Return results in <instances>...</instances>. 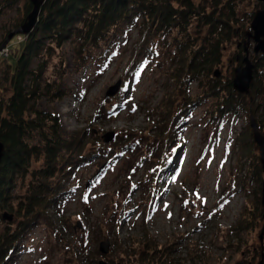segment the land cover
Segmentation results:
<instances>
[{
  "label": "rangeland",
  "instance_id": "rangeland-1",
  "mask_svg": "<svg viewBox=\"0 0 264 264\" xmlns=\"http://www.w3.org/2000/svg\"><path fill=\"white\" fill-rule=\"evenodd\" d=\"M191 1L202 16L194 18L185 36L175 30L168 37L156 38L154 56L145 58L135 71L138 25L118 26L104 40L82 50L80 42L72 38L50 50L51 57L46 54L36 60L34 67L45 63L46 69L41 83L44 90L34 102L35 109L56 115L64 139L79 133L85 156L78 168L59 166L53 180L63 187L57 208L24 235L6 264H98L102 259L107 264L260 263L264 254V236L260 240L264 171L258 146L246 159L236 141L249 127L250 114L241 111L216 119L212 111L217 100L209 96V85L211 79H233L238 58L245 55L246 33L264 2ZM25 2L0 0V42L23 16ZM228 9L234 13L229 23L235 31L222 25L216 29L222 39L221 64L209 77L203 73L197 81L172 79L180 43L198 49L215 41L204 17H226ZM14 41L6 46L9 56L0 59V71L15 63L22 44ZM254 45H250V58L255 65ZM216 71L218 77L213 74ZM117 82L119 90L107 98V91ZM185 90L189 100L184 98ZM168 98L178 110L185 101L195 108L180 130V145L173 158L167 163L156 157L149 165L143 159L154 155L151 150L158 146L159 104ZM66 101L69 112L63 114L58 107ZM255 116L260 117L261 111ZM109 132H115V137L106 143L103 136ZM30 141L38 145L39 135L34 134ZM31 165V171L39 169L44 160L38 157ZM30 181L28 175L17 178L12 210L0 211V235L18 224L15 212ZM4 211L13 213L14 220H4ZM243 214H248L250 225L241 229ZM146 233L158 245L155 252L145 250L150 244ZM104 240L111 244L108 254L99 250Z\"/></svg>",
  "mask_w": 264,
  "mask_h": 264
},
{
  "label": "trees",
  "instance_id": "trees-1",
  "mask_svg": "<svg viewBox=\"0 0 264 264\" xmlns=\"http://www.w3.org/2000/svg\"><path fill=\"white\" fill-rule=\"evenodd\" d=\"M31 9L30 0H26L23 16L15 24L14 30L24 22ZM231 10L228 9L226 17L205 15V24L209 26L212 38L216 37L215 41L202 44L198 49L189 46L188 42L180 43L171 70L172 79L197 81L203 73L209 77L213 68L221 64L222 39L216 29L222 25L235 31L229 23L234 16ZM201 16L199 7L191 0H46L35 28L28 35L17 34L11 39H15V44H22V48L15 55V63L8 64L0 71V141L5 146L0 164V211L8 208L12 210L10 200L17 178L28 175L31 181L27 194L17 205L15 215L20 219L18 224L0 235V264H6L11 259L18 250V243L40 218H47L57 208L63 187L60 183L54 184L53 180L58 177L59 166L64 165L69 170L78 168L85 156L80 149L79 133L70 140L64 139L60 134V122L56 115H48L35 109L34 102L41 98L44 90L41 83L46 69L45 63L34 67L36 60L46 56L53 48H61L72 38L80 42L82 50L83 46L90 48L104 40L118 26L138 25L140 38L133 48L136 60L132 67H135V71L145 58L154 56L152 44L156 38L168 37L175 30L185 36V32L193 26L194 18ZM8 34L0 42V46ZM240 35L244 37L243 33ZM47 57H51V54H47ZM243 57L238 58L239 63ZM254 58V80L248 95L235 91L232 79L225 82L211 79L209 96L217 100L212 111L216 119L241 111L247 115L251 111L256 115L260 110L261 116L257 120L263 131L264 54L254 55ZM185 92L184 98L189 100L187 91ZM170 100L162 99L159 104L162 111L156 127L158 135L155 137L158 146L151 150L154 155L143 159L149 165L156 157L167 163L169 158H173L180 145V130L194 107L190 101H185L182 109L178 110L175 101ZM34 134L40 137L38 145L30 143ZM236 141L243 158H249L257 150L250 127L245 129L244 134L238 135ZM38 157H42L44 165L31 171L32 161L38 160ZM151 159L152 162L149 161ZM155 167L156 165L154 169ZM260 167L258 165V171H261ZM159 170L162 171L163 168L160 167ZM247 215L243 214V218L239 220V228H247ZM145 239L150 243H147L145 250L155 252L158 245L152 237L146 233ZM143 255H140V260L144 258ZM141 263L146 264V261Z\"/></svg>",
  "mask_w": 264,
  "mask_h": 264
},
{
  "label": "water",
  "instance_id": "water-1",
  "mask_svg": "<svg viewBox=\"0 0 264 264\" xmlns=\"http://www.w3.org/2000/svg\"><path fill=\"white\" fill-rule=\"evenodd\" d=\"M46 0H30L32 5L31 11L26 15L24 22L14 31L8 34L5 42L0 46V51L8 45L10 40L17 34L28 35L37 25L39 21V16L42 11V7ZM264 2V0H259ZM251 31L247 32V41L244 45V57L241 59V64L235 68V74L232 79V86L235 91L240 94L248 95L251 89V84L254 80V68L255 65L252 63L250 58V45L254 42L253 52L255 55L264 54V9L259 10L255 13L251 24ZM220 72L216 71L215 76L218 77ZM120 87V82H117L114 86L110 87L106 93V97L113 96ZM250 127L253 132V139L255 144L258 146L260 151V161L262 164V168L264 171V134L261 132L259 128L258 121L256 116L250 111L249 115ZM115 137V132L106 133L103 136L104 142L108 143L113 140ZM5 151L4 144L0 141V164L3 159ZM264 202V201H263ZM264 217V212H263ZM2 218L9 222L13 221L15 215L8 211H4L2 214ZM264 236V226L262 229V233L260 235V240L263 239ZM110 241L104 240L99 245V250L102 254H108L110 250ZM98 264H107L105 260H100ZM259 264H264V254H262V259Z\"/></svg>",
  "mask_w": 264,
  "mask_h": 264
},
{
  "label": "bare ground",
  "instance_id": "bare-ground-1",
  "mask_svg": "<svg viewBox=\"0 0 264 264\" xmlns=\"http://www.w3.org/2000/svg\"><path fill=\"white\" fill-rule=\"evenodd\" d=\"M255 55V54H254ZM240 64H241V61H240ZM239 64V65H240ZM68 101H66L64 104H61L59 105L58 109L63 113V114H67L69 112V109L67 108V105H68ZM257 119V117H256ZM68 123V122H67ZM249 127H250V122H249ZM251 129V127H250ZM252 130V129H251ZM253 133V132H252Z\"/></svg>",
  "mask_w": 264,
  "mask_h": 264
},
{
  "label": "built area",
  "instance_id": "built-area-1",
  "mask_svg": "<svg viewBox=\"0 0 264 264\" xmlns=\"http://www.w3.org/2000/svg\"><path fill=\"white\" fill-rule=\"evenodd\" d=\"M19 39L21 38L19 37ZM8 56H9V49L8 47H6L0 52V59H6Z\"/></svg>",
  "mask_w": 264,
  "mask_h": 264
},
{
  "label": "snow or ice",
  "instance_id": "snow-or-ice-1",
  "mask_svg": "<svg viewBox=\"0 0 264 264\" xmlns=\"http://www.w3.org/2000/svg\"><path fill=\"white\" fill-rule=\"evenodd\" d=\"M199 198V197H198Z\"/></svg>",
  "mask_w": 264,
  "mask_h": 264
}]
</instances>
